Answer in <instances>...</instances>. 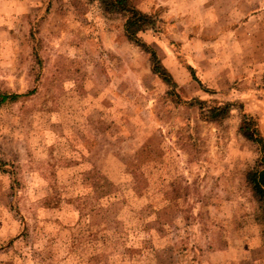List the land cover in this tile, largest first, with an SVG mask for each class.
I'll list each match as a JSON object with an SVG mask.
<instances>
[{
    "label": "rangeland",
    "instance_id": "rangeland-1",
    "mask_svg": "<svg viewBox=\"0 0 264 264\" xmlns=\"http://www.w3.org/2000/svg\"><path fill=\"white\" fill-rule=\"evenodd\" d=\"M130 2L0 0V264H264V0Z\"/></svg>",
    "mask_w": 264,
    "mask_h": 264
},
{
    "label": "trees",
    "instance_id": "trees-1",
    "mask_svg": "<svg viewBox=\"0 0 264 264\" xmlns=\"http://www.w3.org/2000/svg\"><path fill=\"white\" fill-rule=\"evenodd\" d=\"M104 3V8L109 13H124L127 17L126 21V30L128 33L129 38L134 40L138 43V37L137 34L141 31H144L145 26L151 24V20L147 15L139 11L137 8H135L130 0H102ZM141 43V42H140ZM152 57L157 58L155 51H152ZM157 71H161L163 66L161 64H157ZM19 94H4L0 96V102H5L9 99H15L18 98ZM252 139L253 135H250ZM261 145V150L263 153V165H264V138H259L256 140ZM248 180L250 184L253 187V190L255 192V195L264 203V166L261 169H254L249 173Z\"/></svg>",
    "mask_w": 264,
    "mask_h": 264
}]
</instances>
